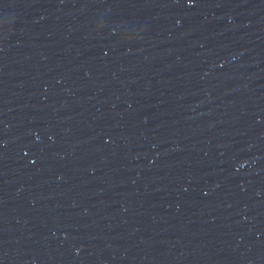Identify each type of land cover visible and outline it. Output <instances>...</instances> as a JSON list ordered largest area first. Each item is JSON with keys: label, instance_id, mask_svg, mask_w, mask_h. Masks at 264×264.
<instances>
[{"label": "water", "instance_id": "1", "mask_svg": "<svg viewBox=\"0 0 264 264\" xmlns=\"http://www.w3.org/2000/svg\"><path fill=\"white\" fill-rule=\"evenodd\" d=\"M0 264H264V0H0Z\"/></svg>", "mask_w": 264, "mask_h": 264}]
</instances>
